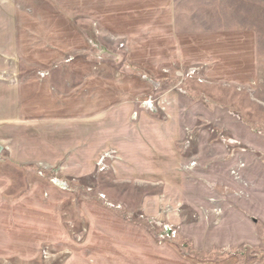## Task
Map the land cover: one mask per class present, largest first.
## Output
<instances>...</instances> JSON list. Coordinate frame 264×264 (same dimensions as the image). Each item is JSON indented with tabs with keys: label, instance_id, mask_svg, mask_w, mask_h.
I'll return each instance as SVG.
<instances>
[{
	"label": "rangeland",
	"instance_id": "1",
	"mask_svg": "<svg viewBox=\"0 0 264 264\" xmlns=\"http://www.w3.org/2000/svg\"><path fill=\"white\" fill-rule=\"evenodd\" d=\"M0 264H264V0H0Z\"/></svg>",
	"mask_w": 264,
	"mask_h": 264
},
{
	"label": "water",
	"instance_id": "2",
	"mask_svg": "<svg viewBox=\"0 0 264 264\" xmlns=\"http://www.w3.org/2000/svg\"><path fill=\"white\" fill-rule=\"evenodd\" d=\"M1 152H2V148L0 147V154H1Z\"/></svg>",
	"mask_w": 264,
	"mask_h": 264
}]
</instances>
